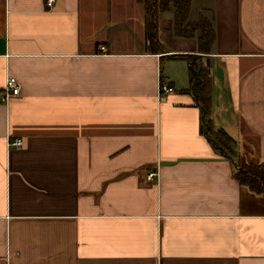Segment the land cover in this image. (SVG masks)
<instances>
[{"label":"crops","instance_id":"0c3cea01","mask_svg":"<svg viewBox=\"0 0 264 264\" xmlns=\"http://www.w3.org/2000/svg\"><path fill=\"white\" fill-rule=\"evenodd\" d=\"M200 15L209 54L171 13L154 53L141 0H0V96L19 86L0 102V264H264L262 198L203 135L181 57L202 60L214 129L264 165V0H191Z\"/></svg>","mask_w":264,"mask_h":264},{"label":"trees","instance_id":"16d2710c","mask_svg":"<svg viewBox=\"0 0 264 264\" xmlns=\"http://www.w3.org/2000/svg\"><path fill=\"white\" fill-rule=\"evenodd\" d=\"M145 11L146 49L161 52L162 48L157 36V19L161 14L171 13L172 32L181 38H194L200 54H209L215 34L211 23L202 16L189 21L191 0H141ZM188 62L189 91L197 100L202 114L201 130L213 148L222 156L233 158V140L220 129H214L209 119L210 82L200 56H181ZM236 165V164H235ZM234 180L253 195L264 193V165L261 162L239 164L234 171Z\"/></svg>","mask_w":264,"mask_h":264},{"label":"built area","instance_id":"2783aa9c","mask_svg":"<svg viewBox=\"0 0 264 264\" xmlns=\"http://www.w3.org/2000/svg\"><path fill=\"white\" fill-rule=\"evenodd\" d=\"M54 4V0H46V6L48 8L52 7ZM99 50L101 52H105L104 47H99ZM172 92V88L166 86V85H160L158 94H168ZM19 95V86L17 81L12 77H7L4 87H3V93L0 96V102L6 103L10 98L16 97ZM22 145V141L20 139H14L12 141H8L7 146L13 147V148H19Z\"/></svg>","mask_w":264,"mask_h":264},{"label":"rangeland","instance_id":"374dc122","mask_svg":"<svg viewBox=\"0 0 264 264\" xmlns=\"http://www.w3.org/2000/svg\"><path fill=\"white\" fill-rule=\"evenodd\" d=\"M206 14V13H205ZM202 16V15H200ZM203 17V16H202ZM205 18V17H204ZM202 63V60H201ZM250 152L249 151H243L241 155H236L234 154V160H235V167L237 168L239 164H249L251 162H256L254 159L249 157ZM259 197L262 198V202L264 203V193L262 195H260Z\"/></svg>","mask_w":264,"mask_h":264}]
</instances>
